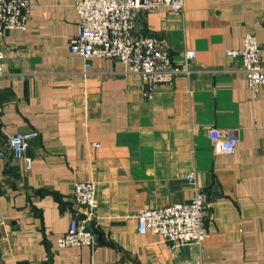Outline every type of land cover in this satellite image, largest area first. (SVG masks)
Here are the masks:
<instances>
[{"label":"crops","instance_id":"crops-1","mask_svg":"<svg viewBox=\"0 0 264 264\" xmlns=\"http://www.w3.org/2000/svg\"><path fill=\"white\" fill-rule=\"evenodd\" d=\"M78 1L31 0L27 27L0 34V143L38 133L31 166L10 152L0 160V264H264V86L251 89L227 54L252 33L264 62V0L141 13L137 32L164 39L177 65L196 52L190 75L152 89L118 60L70 51ZM209 127L234 131L236 152H217ZM83 181L96 186L97 243L63 248ZM198 190L202 245L139 232L143 211Z\"/></svg>","mask_w":264,"mask_h":264},{"label":"built area","instance_id":"built-area-1","mask_svg":"<svg viewBox=\"0 0 264 264\" xmlns=\"http://www.w3.org/2000/svg\"><path fill=\"white\" fill-rule=\"evenodd\" d=\"M184 5L185 0H80L75 5L79 22L77 33L69 42L70 51L86 60L95 57L118 60L126 71L140 75L150 89L159 84L171 83L179 74L190 75V65L196 52L187 51L184 63L177 65L164 39L137 32V18L141 13L160 8L181 14ZM30 8L31 0H0V34L13 29H25ZM227 54L242 60L251 89L264 86V62L254 34H246L243 47L230 49ZM2 57L0 52V59ZM89 66L87 63L86 67ZM208 135L217 152H236L238 136L234 131L209 127ZM37 136V131L9 135L3 144L0 143V160L10 152L15 158L25 159L31 166L32 159L27 156V150ZM187 178L193 180L194 173H189ZM73 199L75 213L67 233L59 238V245L63 248L95 246L97 235L91 229L98 208L95 183H76ZM206 208L205 194L198 190L188 203L143 211L138 217L139 232L143 235H158L175 247L191 243L202 245L207 236Z\"/></svg>","mask_w":264,"mask_h":264}]
</instances>
